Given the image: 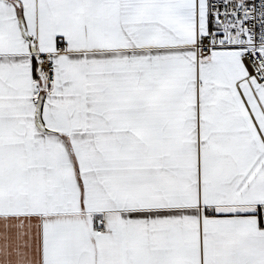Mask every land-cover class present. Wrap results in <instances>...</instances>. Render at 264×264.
<instances>
[{
    "label": "snow or ice",
    "instance_id": "6c2138e0",
    "mask_svg": "<svg viewBox=\"0 0 264 264\" xmlns=\"http://www.w3.org/2000/svg\"><path fill=\"white\" fill-rule=\"evenodd\" d=\"M0 264H264V0H0Z\"/></svg>",
    "mask_w": 264,
    "mask_h": 264
}]
</instances>
